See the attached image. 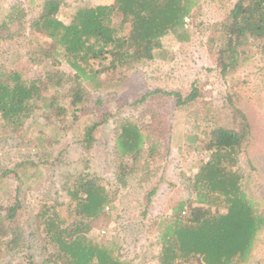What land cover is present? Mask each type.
I'll return each mask as SVG.
<instances>
[{"label": "trees", "instance_id": "16d2710c", "mask_svg": "<svg viewBox=\"0 0 264 264\" xmlns=\"http://www.w3.org/2000/svg\"><path fill=\"white\" fill-rule=\"evenodd\" d=\"M63 5L64 0H41L37 17L30 22L31 30L41 34L40 39L31 41L36 46L29 52V61L35 65L30 75L0 64L1 129L20 136L29 126H36L42 139L45 131L56 137L75 129L78 142L88 150L97 129L110 122L114 125L112 183L125 188L129 177L137 175L141 185L154 175L170 149V121L146 103L171 97L175 108L193 106L200 100L199 88L192 82L185 93L155 89L130 104L114 95L106 101L95 92L115 74L156 58L165 59L164 37L189 42L195 28L202 25L194 19L199 0L89 2L74 7L68 21L61 17ZM23 17L24 10L16 6L3 14L0 39L11 41L17 32L10 27L15 22L21 27ZM208 29L207 50L215 70L227 78L250 59L251 47L264 56V0H234L224 19ZM47 42L51 47L45 46ZM124 106L139 113L123 116ZM205 106L200 116L210 125L203 128L201 137H185L188 149L206 154L192 164V176L185 178L192 197L176 201L170 212L146 224L159 246L158 264L245 263L256 239L264 234V212L247 195L239 166L249 143V125L231 97L226 106L230 115H239L238 124L218 122V115L208 116L212 104ZM15 165L37 168L31 160ZM85 167L67 176L66 201L54 198L34 217L32 225L44 255L42 264H133L114 237L106 241L89 237L95 227L110 224L118 188L112 190L101 177L88 180ZM12 171L3 169L0 177ZM156 189L147 193L148 204ZM21 210L17 197L0 205V264H35L25 252L29 245ZM143 218H147L146 211ZM6 255L9 259H3Z\"/></svg>", "mask_w": 264, "mask_h": 264}, {"label": "rangeland", "instance_id": "374dc122", "mask_svg": "<svg viewBox=\"0 0 264 264\" xmlns=\"http://www.w3.org/2000/svg\"><path fill=\"white\" fill-rule=\"evenodd\" d=\"M40 1L0 0V18L12 6L24 10L22 26L15 22L10 27L17 35L11 41L0 39L2 67L19 70L25 75L32 73L35 65L29 61V52L36 45L31 41L41 34L31 30L29 25L37 17ZM233 1L199 0L194 19L197 24L202 22V25L195 28L189 42L179 43L171 36L164 37L162 43L167 52L165 59L156 58L138 64L122 71L124 76L115 74L105 79L104 85L95 92L96 96L106 101L110 95H114L116 99L130 104L135 98L155 89L185 93L192 82H196L199 88L201 97L193 106L175 108L171 97H161L146 103V106L161 110L170 121V149L167 156L161 157L154 175L141 185L137 183V175L129 177L125 188L112 183L114 125L110 122L97 129L94 143L88 150L78 142L79 133L75 129H69L56 137L45 131L46 136L42 139L40 129L36 126H29L20 136L10 135L0 126V173L3 169L13 170L0 177V205L12 203L15 197L19 199L22 206L21 222L29 245L25 252L32 256L35 264H42L44 255L32 225L34 217L44 203L51 204L54 198L58 201L67 200L64 191L67 176L83 171L85 163L88 164L86 172L90 174L88 180L101 177L108 181L107 185L112 190L118 188L110 224L107 227H95L89 232V237L99 241L114 237L125 252L123 255L132 258L133 264H158L159 246L146 224L150 219L170 212L176 201L192 197L190 185L185 178L192 176V164L206 157V154H196L188 149L185 137L188 134L201 137L203 128L210 125L200 116L205 113L208 102L212 104L208 116L218 115V122L238 124L239 115H230L226 106L229 97L249 125V143L239 162L245 177V191L257 203V208L264 212V56L251 47L250 59L227 78H221L207 50L209 25L224 19ZM89 2L64 0L61 17L68 21L74 7ZM45 46L51 47V44L47 42ZM62 68L67 70L66 65ZM138 113V109L130 106L121 109L123 116L134 117ZM25 160L34 161L37 168L16 167V163ZM31 172L35 175L30 176ZM155 186L157 189L148 204L147 193ZM144 211L147 216L145 219ZM3 259H9V256ZM241 264H264V234L258 236L249 259Z\"/></svg>", "mask_w": 264, "mask_h": 264}, {"label": "crops", "instance_id": "0c3cea01", "mask_svg": "<svg viewBox=\"0 0 264 264\" xmlns=\"http://www.w3.org/2000/svg\"><path fill=\"white\" fill-rule=\"evenodd\" d=\"M92 4H111L113 0H90Z\"/></svg>", "mask_w": 264, "mask_h": 264}]
</instances>
